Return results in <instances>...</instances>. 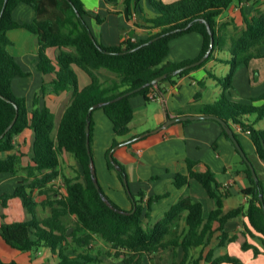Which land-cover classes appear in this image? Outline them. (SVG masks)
Masks as SVG:
<instances>
[{
	"label": "trees",
	"instance_id": "obj_1",
	"mask_svg": "<svg viewBox=\"0 0 264 264\" xmlns=\"http://www.w3.org/2000/svg\"><path fill=\"white\" fill-rule=\"evenodd\" d=\"M242 1L180 0L173 4H164L161 0H124V13L128 21L142 12L144 2L156 13L153 18L144 20L147 29L156 33L140 41L127 40L119 46L107 47L100 44L95 37V40L91 38L92 31L87 23L90 15L82 0H8L5 8V0H0V15L4 8L0 23V94L8 100L0 97V135L13 121L16 115L15 106L18 108L14 126L0 140V154L8 153L5 158H0V174H22L12 194L0 193V207L5 209L8 201L20 198L29 216L23 222L1 225L0 238L8 246L25 252L42 247L49 248L59 258L60 264H144L146 258L177 248L184 252L180 264H243L229 256L215 258L212 252L198 258L190 255L192 249L208 246L212 234L217 231L222 233L220 245L237 240L236 236H228L224 228L230 220L243 215L247 220L244 223L245 234L257 239L264 247V202L260 200V196L264 198V185L258 167L249 155L246 154L255 167L259 182L256 183L249 166L242 158L244 174L250 183V188L243 192L250 197L247 207L223 213V201L230 195L229 190L219 184L216 174L208 166H201L199 162L188 159V174L175 175L176 188L187 185L190 180L197 181L208 197L216 203V209L208 218H204L200 202L192 198H182L153 225L146 224L144 217L149 218L152 205L168 195L148 198L145 206L144 192L137 195L131 190V195L127 192L124 184V179L128 181L125 167L114 159V163L118 165L115 168L109 160L111 151L120 144L121 139L137 136H132L130 128L134 119L131 99L142 96L146 102H151L162 91L165 82L173 83L176 78L190 74L215 58V52L224 47L221 28L225 26L219 24L218 19L224 11ZM21 5L34 11L33 21L14 19V11ZM203 21L210 25L214 34L215 44L211 54L203 64L172 76L177 70L199 61L207 53L210 34ZM243 24L244 28L231 38V58H218L230 65V73L223 79L209 73L224 87L222 97L213 105L190 107L187 111L192 114L217 116L231 129L238 127L242 132L248 133L257 156L264 162V130L256 129L245 119L247 116L256 115L258 120H264V106L255 107L234 102L227 93L232 88L237 68L240 65L248 66L253 59L262 58L260 50L264 47V9L257 8L252 18L243 15ZM12 30H25L37 37L39 61L36 68L44 77L50 78V81L44 82L40 95L34 96L31 108L28 107L27 100L18 97L12 89L15 78L30 75L22 70L8 50L12 42L7 34ZM191 33L199 34L203 39L199 57L182 63L167 62L171 41ZM160 36L163 37L149 43ZM146 43L149 44L145 45ZM49 49L58 50L54 59L48 56ZM78 70L84 72L89 79V84L82 89ZM102 72L107 74L106 79L101 76ZM165 74L168 77L158 85L145 87L133 95L110 103ZM200 86L203 87V84ZM68 92L72 94V100L56 130L55 115L46 105L40 106V98ZM152 95L155 99L150 98ZM199 96H196V100ZM261 99L264 100V96ZM100 104H104L100 108L112 123L114 132L112 146L106 153V163L109 171L118 176L126 197L136 203V210L132 214L115 211L104 202L103 197L115 209L125 212L133 211V201L130 210H123L110 200L100 183L101 194L93 183L90 155L86 147V125L90 122V149L94 158L93 113L89 116L88 111ZM210 121L220 125L222 135L234 146L221 124L215 120ZM26 130L33 132V142L29 154L30 164L22 167L25 154L16 148L14 141ZM234 134L238 139V135L235 132ZM235 150L238 153L236 148ZM64 154H69L76 161L81 170L80 175L67 177L61 173L60 157ZM57 180H61L63 192L60 190L61 186L56 184ZM39 208L49 209L50 215L44 219L38 217ZM185 214L186 226L181 229L180 224ZM1 217L4 218V214ZM70 229H73L71 233ZM96 239L108 245L109 249L104 254L100 251L96 255L92 253L90 247ZM242 248L252 249L255 256L261 253L259 248L247 242L243 243ZM0 264L19 263H5L0 259Z\"/></svg>",
	"mask_w": 264,
	"mask_h": 264
},
{
	"label": "crops",
	"instance_id": "obj_2",
	"mask_svg": "<svg viewBox=\"0 0 264 264\" xmlns=\"http://www.w3.org/2000/svg\"><path fill=\"white\" fill-rule=\"evenodd\" d=\"M82 1L86 12L90 15L87 18V23L92 34L104 46H119L127 40L140 41L146 39L150 34L156 33V31H149L146 27L144 20L153 18L156 13L145 2L142 5V12L134 16L133 20L128 21L124 13V0ZM161 1L164 4H173L180 0ZM257 8L263 10L264 1L243 0L241 3L232 5L218 19L219 24L225 26L221 28L224 47L215 52V58L190 74L176 78L173 83L165 82L162 85V91L151 102H146L142 96H135L131 99L134 119L130 128L132 129V136H137L132 139H121L120 144L116 146L113 157L125 167L131 192L135 195L140 192L145 193L143 199L145 206L148 198L168 195L152 205L149 218L144 217L146 224L153 225L161 220L165 213L182 198H192L194 201L200 202L203 206L204 218H208L209 214L216 209V203L208 197L202 185L197 181L190 180L187 185L179 189L176 188L174 184L175 175L177 173L188 174L186 164L188 159L199 162L201 166H208L216 174L219 184L229 190L230 195L223 201V213L248 206L250 197L245 196L243 192L250 188V183L244 174L245 166L242 164V157L236 153L232 143L222 135L219 124L210 120H188L170 124L166 128L163 126L170 119L201 115L188 113L187 110L190 107L199 108L205 105H213L220 100L224 93V87L209 73L219 79H223L230 73V65L218 58L223 60L231 58V38L244 28L243 15L252 18ZM13 17L16 21L31 22L34 20L35 14L30 7L21 5L14 11ZM136 31L140 32L141 36L137 35ZM7 36L12 42L8 49L9 52L22 70L30 73L28 77L15 78L12 82V89L15 94L16 92L19 94H16L18 97L25 98L28 107L31 108L34 96L40 95L44 82L50 81V78L44 77L36 68L39 61L37 37L25 30L9 31ZM202 45L203 39L199 34L183 35L171 41L170 54L166 61L182 63L195 60L201 53ZM57 53L58 50L56 49L47 51L51 59H54ZM260 53L262 58L253 59L248 66L240 65L237 68L233 76L232 88L227 91L228 97L230 96L232 101L255 107L264 106V100L261 99L264 96V47L261 48ZM88 84V77L83 80V85L79 83L81 89ZM200 84H203V87ZM198 94L200 96L196 100ZM71 100L72 94L70 92L59 96L47 95L45 98H40V106L46 105L54 115L60 114L62 119ZM96 110L99 111L96 112ZM100 110L103 112L101 108L92 112L93 115L97 113V120H94L92 142L96 176L110 200L121 209L130 210L132 201L126 197L124 187L118 176L109 171L106 163V153L112 146L114 132L112 123ZM245 119L256 129L264 130V120H258L256 115L247 116ZM155 130L159 131L152 133ZM232 130L238 135L245 154L252 156L264 185V162L257 156L250 135L242 132L238 127H232ZM143 135L146 136L135 142L132 141ZM32 142L33 132L30 130H26L14 141L16 148L25 154L22 159V167L30 164L29 154ZM7 155L8 153L0 154V158H5ZM66 155L69 154H64L62 157L66 158ZM69 157L71 156L69 155ZM71 159L73 158L71 157ZM73 161L70 164L74 166V176L80 175L81 170L76 161L74 159ZM64 175L74 177L70 174ZM21 176V173L16 176L0 174V193L12 194ZM59 182L61 180H57L56 184L60 185ZM62 186L61 192L64 191ZM39 209L37 211L38 217L44 219L50 215L49 212L42 217ZM1 214H4V218L1 217ZM28 219L29 216L20 198H13L8 201L5 209L0 207V227L3 223L11 224ZM246 221V218L241 215L225 225V233L230 237L236 236L237 240L220 245L222 233L217 231L212 234L208 246L192 249L190 251L191 257L198 258L202 254V256H206L212 252L215 258L229 256L240 260L243 264H264V247L257 239L245 234L244 223ZM180 226L181 229L185 228L186 214L182 218ZM72 230L70 229L69 233ZM255 234L257 235V233ZM244 242L259 248L261 253L255 256L252 249L244 250L242 248ZM183 256L184 252L181 248L170 249L161 251L149 259L146 258L144 264H180ZM0 259L5 263L60 264L59 258L54 256L49 248L42 247L29 252L18 251L8 246L1 238Z\"/></svg>",
	"mask_w": 264,
	"mask_h": 264
},
{
	"label": "water",
	"instance_id": "obj_3",
	"mask_svg": "<svg viewBox=\"0 0 264 264\" xmlns=\"http://www.w3.org/2000/svg\"><path fill=\"white\" fill-rule=\"evenodd\" d=\"M7 2H8V0H5V2H4V8H5L6 4H7ZM4 8H3L2 13H1V15H0V23H1V18H2V14H3ZM77 15L79 16V13H78V12H77ZM203 22L207 25V29H208V32H209V34H210V46H209V49H208L207 53H206L205 56L202 57L199 61H197V62H195V63H193V64H190V65H188V66H186V67H184V68H181V69L177 70L176 72H174V73L172 74V76L178 75V74H180L181 72H183V71H185V70H188V69H191V68H195V67H197V66L203 64V63L208 59L209 55L211 54L212 49H213L214 44H215L214 34H213L212 30H211L210 25H208V24L206 23V21H203ZM90 36H91V38H92L93 40H95V38H94V36H93L92 34H91ZM161 37H163V36L157 37V38L151 40L149 43H153V42H155L156 40L160 39ZM149 43H146L145 45H148ZM135 50H136V49H135ZM135 50H132V51H135ZM167 77H168V75L165 74V75H163V76H161V77H159V78H156L155 80H153L152 82H150V83H148V84L142 86L141 88L136 89V90H133V91H131V92H128V93H126V94H124V95H122V96H120V97H118V98L112 100L110 103H112V102H117V101H119V100H121V99H123V98H125V97H128V96H130V95H133L134 93H137V92L141 91V90L144 89L145 87H148V86H151V85L156 86V85H158L161 81L165 80ZM0 97L3 98V99H5L1 94H0ZM5 100H6V99H5ZM6 101H8V100H6ZM103 105H104V104H100V105L93 106V107L90 108V110L88 111V115L90 116V115L92 114V112H93L95 109L100 108V107L103 106ZM15 109H16V115H15L13 121L11 122V124H10V125L7 127V129L4 131V133L0 135V140L3 139L4 136H5V134H7V133L12 129V127L14 126V124H15V122H16V120H17V117H18V108H17V106H15ZM188 120H190V121H198V120H215V121L219 122V123L221 124V126L225 129L227 135L229 136V138H230L231 141L233 142V144H234L235 148L237 149L238 153L240 154V156L246 161L247 165L249 166V168H250V170H251V173H252V176H253L254 180L256 181V183L259 182V177H258V175H257V172H256V170H255L254 165L252 164V162H251V161L248 159V157L246 156V154H245L243 148L241 147V145H240L238 139L235 137V134H234L233 130L231 129V127H230V126H229L224 120L218 118L217 116H212V115H204V114H201V115H190V116H182V117H178V118H175V119H170V120H169V121H168L163 127L166 128V127H168L170 124H173V123H176V122H185V121H188ZM163 127H162V128H163ZM162 128H160V129H162ZM158 131H159V130H155V131L152 132V133H156V132H158ZM146 135H148V134H146ZM146 135H143V136L137 137V138L133 139L132 141L135 142V141H137V140L143 138V137L146 136ZM86 137H87L86 147H87L88 153H89V155H90V167H91V175H92L93 183H94V185H95L97 191H99L100 194H101L100 185H99L98 179H97V177H96V171H95L94 159H93L92 156H91V149H90V122H87V125H86ZM115 149H116V147L111 151V153H110V155H109V160L112 162V164L115 166V168H118V165L114 163V157H113V153H114ZM124 184H125V187H126L127 192L129 193V195H131V193H130V189H129V186H128V181H127V179H124ZM103 200H104V202H105L110 208H112V209H114L115 211H117V212H119V213H122V214H132V213H134L135 210H136V203L134 202L133 199H132V201H133V204H134V209H133L132 212H125V211H122V210H117V209H115L106 197H103ZM260 200H261L262 203L264 202V198H263V196H260ZM263 208H264V205H263Z\"/></svg>",
	"mask_w": 264,
	"mask_h": 264
},
{
	"label": "rangeland",
	"instance_id": "obj_4",
	"mask_svg": "<svg viewBox=\"0 0 264 264\" xmlns=\"http://www.w3.org/2000/svg\"><path fill=\"white\" fill-rule=\"evenodd\" d=\"M26 32L29 33L28 31H26ZM136 33H137V35L141 36L140 32L136 31ZM77 74H78V77H79V83H80L81 85H83V80L87 78L86 74H85L84 72L80 71V70L77 71ZM101 76H102L104 79L107 78V74H106L105 72H102V73H101ZM16 94H17V92H16ZM17 95H19V94H17ZM98 111H99V110H98ZM98 111L96 110V112H98ZM100 111H101V110H100ZM101 112H102V111H101ZM102 113H103V112H102ZM96 114H97V113H94V115H93V118H94L93 121H94V120H97V115H96ZM104 116H105V115H104ZM60 119H61V115H60V114H56V115H55V126H56V127L58 126ZM106 120L109 122V120H108L107 118H106ZM94 126H95V123H94ZM104 131H105V130H104ZM93 135H94V131H93ZM93 157H94V152H93ZM250 157H251V159L253 160L252 156H250ZM93 159H95V157H94ZM60 160L62 161V162H61V165H60V168H61L62 174L64 173V174H66V175L70 174V176H74V175H75V173L73 172V168H74V166H73V165L71 166V164H70L71 161L74 162L73 159H71V157H69V155H66V158L60 157ZM72 164H73V163H72ZM94 165H95V164H94ZM64 174H63V175H64ZM59 183H60V186H62V185H61V182H59ZM39 210L41 211V216H42V217H43V216H46V215L50 212L49 209L43 211V210L40 208ZM90 248L92 249V253H93L94 255H96L98 251H100V252H102V253L104 254V253L109 249V248H108V245H105L103 242H101L100 239H96L94 245L91 246ZM104 259L107 260V261H109L108 258H104Z\"/></svg>",
	"mask_w": 264,
	"mask_h": 264
},
{
	"label": "built area",
	"instance_id": "obj_5",
	"mask_svg": "<svg viewBox=\"0 0 264 264\" xmlns=\"http://www.w3.org/2000/svg\"><path fill=\"white\" fill-rule=\"evenodd\" d=\"M150 98L155 99V98H154V95H152Z\"/></svg>",
	"mask_w": 264,
	"mask_h": 264
}]
</instances>
